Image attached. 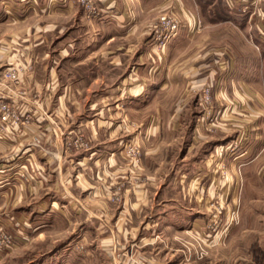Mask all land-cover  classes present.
<instances>
[{"label": "rangeland", "instance_id": "374dc122", "mask_svg": "<svg viewBox=\"0 0 264 264\" xmlns=\"http://www.w3.org/2000/svg\"><path fill=\"white\" fill-rule=\"evenodd\" d=\"M215 1L222 15L220 0H188L198 28L188 40L181 34L187 28L179 1L154 13L142 63L169 76L166 48L181 35L175 50L183 53L173 67L184 77L178 86L163 87L159 97L150 88L135 109L129 85L121 91L117 84L137 52L119 63L115 55H103L105 47L101 53L97 0H40L23 7L25 24L9 25L13 36L0 32V108L10 110L8 116L0 111V143H7L0 144V165L32 161L14 169L23 172V184L6 206L0 195V264H264L261 168L246 172L234 162L239 151L228 148L234 135L210 126L212 85L187 87L185 77L188 68L202 70L214 59L226 64L228 51L235 63H259L264 20L263 28L252 29L261 36L252 37L255 47L247 29L217 25ZM255 1L256 7L261 0ZM11 10L21 13L14 4ZM163 15L179 18L181 26L160 45L153 26ZM55 20L66 32L41 43V26ZM21 25L28 34H21ZM70 30L72 37L64 40ZM69 44V54L59 52ZM123 46L130 45L125 40ZM8 71L15 81L4 78ZM51 75L54 82L47 80ZM50 91L71 98L57 107ZM134 110L139 113H128ZM86 158L92 161L84 163Z\"/></svg>", "mask_w": 264, "mask_h": 264}, {"label": "crops", "instance_id": "0c3cea01", "mask_svg": "<svg viewBox=\"0 0 264 264\" xmlns=\"http://www.w3.org/2000/svg\"><path fill=\"white\" fill-rule=\"evenodd\" d=\"M39 1L40 0H0V8L3 10V14H0V32H3V35L6 36H13L14 31L12 28H9V25L14 23H20L22 25L25 24L29 19V16L23 12V7L32 6V4L38 5ZM177 1L180 2L178 9L181 16L186 18V27H184L187 28V30L186 32H181V34L184 33L183 37L188 40L196 31L198 32V28L196 27L197 17H190L191 14H189L186 10V8H191V4L188 2V0H174V2L173 0H164L163 2H160V0H97L101 11V18L96 21L95 25L96 28L99 29V36L103 39V45L99 48V50L101 49V53L102 48L105 47L106 51L103 55H106L107 58L109 55H115L112 57L116 58L117 62L119 63L123 61V55L129 54L131 51L133 54L137 52L136 61H134V64L130 67L131 69L129 73L126 76H123L121 80H118L119 82L117 84L120 90H124V87L129 85V88H131L130 90L132 92L129 94L128 99H131L134 109L135 105L145 102V99L149 97L150 88H156L155 93L157 92L156 96L159 97V92L163 90V87H169V85L171 87L178 86V84L181 82V79L184 77L183 74L182 78L178 76L179 67H173L178 64L177 60L179 59L180 54L183 53L182 49H179L178 52L176 51L178 41L180 37H182L181 35H178L176 38H174L166 48L167 56L165 59H163V61L164 65H166V71H168L169 76L162 78V74L157 72V67L155 65H147L142 63V59H144V56L146 55L145 47L147 44L145 43V40L148 30L150 29L151 22L154 19V13L159 12V10L161 11L163 7L167 8V6L173 5V3ZM256 2L257 1L255 0H220L219 3H222L223 7L222 14L226 16V19H219L215 22H218L217 25L230 23L243 31L247 29V37L250 38L251 43L256 47L252 37L255 36L254 38L256 40V37H260L261 39V36L254 34L252 29L255 27V25L258 26L259 29L263 28V26L260 27V25L261 21L264 20V0L259 1L260 3H257V6L255 7L254 3ZM215 3L216 1L213 2L214 10L216 6ZM13 4L15 6H20V14L14 15L13 11L11 10V8H13ZM258 7L259 9H257ZM214 15H216V10L214 11ZM254 16L256 17L253 18ZM49 18L51 17H46L48 21H50ZM40 21L41 20H39V22ZM47 23L48 24L41 26L39 30V33L41 34L40 39L42 40L41 43H45V41L49 38H58L62 33L66 32L65 27L62 26L61 22L58 20ZM22 25L20 28L21 34H28V28L23 31L24 27H22ZM75 29H85V31L87 30L86 27L84 28L79 26ZM261 30L264 31V29H260L258 30L259 33L262 32ZM262 33L264 34V32ZM69 34L70 35L65 37L64 40L70 39L72 37V30L69 31ZM125 40L128 41L130 45L129 47L123 46ZM260 43L262 45L264 44L262 42ZM142 44L143 48L141 46ZM72 45L69 44L68 49L64 48L63 50L62 48L61 50L63 51L59 52L63 53L65 51L67 54H69V49L72 47ZM256 48L258 50L257 56L259 63L256 60H254L255 62L253 63L251 60H244L243 63H235L236 59L235 61L234 59H231V51H228L223 53V56H225L226 59V64L220 62L221 60L218 61L214 59L210 64L211 67L209 65V67H203L202 70L188 68V72L190 71V74H187L185 77L188 80L186 83L187 87L191 86L201 88L207 84L212 85L214 117L210 126L214 129V131L218 129L220 132H224L223 134L226 133L229 135H234V141H232L233 139H230L231 141L228 145V148L234 147V149H238L239 151L238 154H235L234 162L237 165L246 168V172H248L249 169V171L253 173L255 169L257 170V168H261L260 179L263 180L264 56L262 55V52L264 51V47L263 49L262 47L260 49H258V47ZM96 50L98 51L97 48ZM92 53L93 51L90 49L88 54ZM214 54L217 53L214 51ZM226 55L229 56L228 59L226 58ZM209 70H212L211 74H205ZM106 79H108L107 76ZM47 80H53V75H51ZM52 88L51 91H53ZM47 90L48 85L45 86L43 91ZM51 94L56 97L57 107L58 105L60 106V104L69 101L71 98V95L67 96V94H64V92L60 93V95H56L55 92H51ZM123 95L125 94L121 93L120 96L115 98V100L118 101V99H120V97ZM49 96L50 95L44 93L43 98ZM187 96L189 97V94ZM58 110V113L60 114L61 108L59 107ZM137 112L138 111L136 110L132 112L128 111L130 115L131 113L134 115ZM155 115L162 116V113L156 111ZM205 116L206 115L203 114L202 118L205 119ZM149 119L153 120L154 117L150 116ZM148 124L150 125L151 123L149 122ZM168 124L170 123L168 122ZM220 132L218 133L220 134ZM0 144H4L6 146L7 143ZM9 146L11 147V145H8V147ZM90 161H92L91 158H86L83 162L89 163ZM96 161L102 162L103 159L96 158ZM26 163H29L30 165L32 164V161L24 160L18 165L12 163L9 165H0V195L3 196L5 206L9 200V196L14 193V191H20L21 186L18 183L23 184V180L21 179L24 177L23 172L20 170L18 172H14V169L18 168V166L24 168L28 165ZM59 165H61V163L57 164V166ZM52 174L54 177L52 178V182H54L55 187V178H58V176H55L54 172ZM38 183L42 184L43 187V181L40 180ZM262 183H264V181ZM29 197L32 196L29 195ZM50 204H52L51 207L53 210H57L56 201H53Z\"/></svg>", "mask_w": 264, "mask_h": 264}, {"label": "built area", "instance_id": "2783aa9c", "mask_svg": "<svg viewBox=\"0 0 264 264\" xmlns=\"http://www.w3.org/2000/svg\"><path fill=\"white\" fill-rule=\"evenodd\" d=\"M180 26L181 21L179 20V18L173 15H163L153 26V29H155L154 41L158 42L160 45L167 44L178 34ZM4 78L15 81L17 79V76L8 71L4 74ZM0 111L2 112V114H4V116H8L10 112L7 106H1Z\"/></svg>", "mask_w": 264, "mask_h": 264}, {"label": "trees", "instance_id": "16d2710c", "mask_svg": "<svg viewBox=\"0 0 264 264\" xmlns=\"http://www.w3.org/2000/svg\"><path fill=\"white\" fill-rule=\"evenodd\" d=\"M216 16L218 17V19H221V20H225L226 19V16H224L223 14L220 15L217 11H216ZM262 55L264 56V51L262 52Z\"/></svg>", "mask_w": 264, "mask_h": 264}]
</instances>
